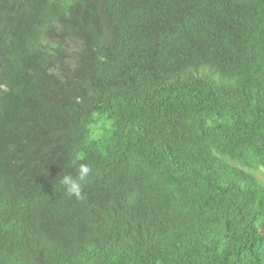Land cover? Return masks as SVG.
Returning a JSON list of instances; mask_svg holds the SVG:
<instances>
[{
	"label": "trees",
	"instance_id": "trees-1",
	"mask_svg": "<svg viewBox=\"0 0 264 264\" xmlns=\"http://www.w3.org/2000/svg\"><path fill=\"white\" fill-rule=\"evenodd\" d=\"M0 264H264V0H0Z\"/></svg>",
	"mask_w": 264,
	"mask_h": 264
},
{
	"label": "clouds",
	"instance_id": "clouds-1",
	"mask_svg": "<svg viewBox=\"0 0 264 264\" xmlns=\"http://www.w3.org/2000/svg\"><path fill=\"white\" fill-rule=\"evenodd\" d=\"M91 169L86 164H80L78 174L73 177L71 174L62 176L60 183L63 185L65 193L69 197H75L77 200L84 199L83 182L86 181Z\"/></svg>",
	"mask_w": 264,
	"mask_h": 264
}]
</instances>
